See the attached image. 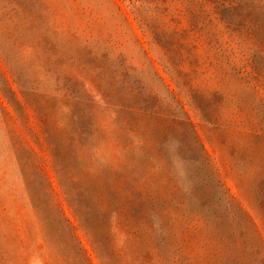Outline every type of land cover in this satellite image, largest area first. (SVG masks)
I'll return each instance as SVG.
<instances>
[{
    "label": "rangeland",
    "instance_id": "obj_1",
    "mask_svg": "<svg viewBox=\"0 0 264 264\" xmlns=\"http://www.w3.org/2000/svg\"><path fill=\"white\" fill-rule=\"evenodd\" d=\"M42 1L0 0V264H69L65 242L91 264H264V0ZM41 11L42 23L30 17ZM138 93L194 125L155 136L167 161L145 141L164 121L131 112ZM191 136L213 176L189 162ZM211 177L252 218L253 254L180 251L204 243L186 218Z\"/></svg>",
    "mask_w": 264,
    "mask_h": 264
},
{
    "label": "trees",
    "instance_id": "obj_2",
    "mask_svg": "<svg viewBox=\"0 0 264 264\" xmlns=\"http://www.w3.org/2000/svg\"><path fill=\"white\" fill-rule=\"evenodd\" d=\"M42 2L46 3L45 0H43ZM235 3H237V6L231 5L229 7L231 19H233V21L239 19L244 12V8L239 7L240 5L238 3H240V1ZM46 8L49 9L48 6H46ZM238 9H240V14H238ZM261 9L263 11L260 14L261 17L264 18V7ZM44 15L45 13L41 11L35 12L34 16L30 17H32V19L36 20L38 23H42ZM253 15V12L247 13L245 16V22L247 21L251 23L252 19L250 17H252ZM38 44L40 52L43 55H47L49 60H55V63L58 62V60L56 59L57 54H55L54 52V47H52L51 45L48 46V42L44 40L42 41L41 39L39 40ZM80 66L81 65L78 63L71 65L72 68L74 67L77 69ZM156 74L161 79L159 74ZM68 80L79 82L78 74L74 73V79L69 78ZM71 89L72 90L70 96L74 97L77 94L73 91V88ZM153 96L154 98H158L157 94H154ZM136 99L137 101H140L141 104H139V106L137 107L131 108V112H144L151 118L163 120L164 124H166L165 130H163L162 132H158L156 129H153V125L148 124V126L146 127V132H149L148 135H146L145 133V141L149 140V142L153 144L152 148L156 150L160 159L163 161H167L168 150L163 143L155 141V136L157 134L165 133L168 128L173 126V123H177L184 128L192 127L193 131L194 125L189 120V118L184 120H176L175 118H171L168 112L163 110L162 106L159 105V102L152 103L149 101L148 97L142 96L141 93H138L136 95ZM198 108L203 112L204 116L207 117L206 112H204L201 107ZM184 113L186 116H188L186 112ZM166 139L167 134H163V141L165 142ZM199 143L200 139L197 136L188 137V160L193 166H196L197 164H200L202 166L204 165V167L208 171V176H213V172L209 168L207 158L205 157L204 149L203 147L201 148V144L199 146ZM196 174L199 173L197 172L195 173V175ZM209 180L214 182L216 187H208L207 181L204 182V180L198 182V184L195 186V195L199 196L200 198L199 208L194 209L193 212L189 211L190 214H188L186 218V220L188 219V227H186L185 232L187 233L190 228H192L193 230H197V232H199L203 236L204 243H201L199 238H197L196 236L192 239H185L186 244H184L180 251L184 252L183 255L186 254L189 257L193 252L196 251L198 247H200L204 251V254H206V256H210L211 254H213L212 250L214 248H223V253H227L229 255H232L235 252L242 255H246L248 253L253 254V252H255L254 246L259 245L260 237L257 233V230L255 229L252 218L245 210H243L242 207H239V205L235 204L233 200L231 201L228 196H226L225 191L222 195L218 194L219 186L224 187L219 180H215L213 177H211ZM33 190L36 193V197L41 198L46 196L44 194H46L47 191L43 190L40 185H34ZM178 192L179 190L173 187L172 192H170V195L173 197L170 203L175 201L174 204L175 206H177V208L179 207L181 209H185V207H187L186 197L182 194H179ZM142 200L143 197H141V194L135 193L134 206L136 208V213L138 214V221L140 220V214H147V212L141 209L140 201ZM43 203L46 205L45 201H43ZM221 204L224 207V211L219 209V206ZM51 206L52 204L48 205L49 209L51 208ZM49 211H51V209ZM168 212L172 213L171 210H168ZM65 244L69 246L66 247L68 253L67 261L69 264H91L89 258L87 257L86 251L81 246L79 247L78 251H76L71 247V244L67 242H65Z\"/></svg>",
    "mask_w": 264,
    "mask_h": 264
}]
</instances>
